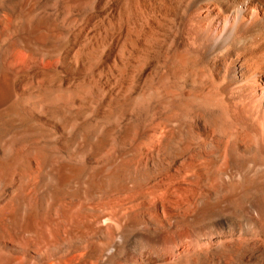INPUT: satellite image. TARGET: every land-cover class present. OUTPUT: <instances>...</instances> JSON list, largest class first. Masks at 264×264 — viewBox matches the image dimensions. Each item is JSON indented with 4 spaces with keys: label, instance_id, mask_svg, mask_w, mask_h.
Wrapping results in <instances>:
<instances>
[{
    "label": "bare ground",
    "instance_id": "6f19581e",
    "mask_svg": "<svg viewBox=\"0 0 264 264\" xmlns=\"http://www.w3.org/2000/svg\"><path fill=\"white\" fill-rule=\"evenodd\" d=\"M0 264H264V0H0Z\"/></svg>",
    "mask_w": 264,
    "mask_h": 264
}]
</instances>
